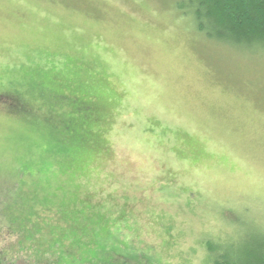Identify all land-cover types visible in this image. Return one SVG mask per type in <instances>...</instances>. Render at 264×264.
Masks as SVG:
<instances>
[{"label": "rangeland", "instance_id": "1", "mask_svg": "<svg viewBox=\"0 0 264 264\" xmlns=\"http://www.w3.org/2000/svg\"><path fill=\"white\" fill-rule=\"evenodd\" d=\"M184 1L0 0V264H213L264 247V51L209 39ZM34 69L58 73L48 91L98 100L69 158L27 121L67 119L68 101L22 93L13 111L11 83Z\"/></svg>", "mask_w": 264, "mask_h": 264}, {"label": "trees", "instance_id": "2", "mask_svg": "<svg viewBox=\"0 0 264 264\" xmlns=\"http://www.w3.org/2000/svg\"><path fill=\"white\" fill-rule=\"evenodd\" d=\"M178 6L182 12L191 14L197 29L209 39L250 52L264 51V0H185L178 3ZM73 66L71 63L70 67ZM55 71L43 72L34 69L33 73L37 77H31L29 74L27 86L18 80L11 83L9 98L15 108L13 111L23 116L26 115V105L22 93L38 94L39 98L52 96L61 102L68 101L71 115L67 119L55 122L48 116L44 118L45 123L41 122L40 125L32 123L34 120L29 117L27 121L38 127L41 134L48 139V151L51 155L59 154L62 158H69L73 151L81 149L87 143L77 130L87 129L89 123L96 119L98 100H86L76 92L59 95L52 90L48 91L45 85L50 82L48 79L56 78L58 73ZM63 133L69 137H65ZM213 264H264V247L259 246L244 257H231L225 251L224 254L217 255Z\"/></svg>", "mask_w": 264, "mask_h": 264}, {"label": "snow or ice", "instance_id": "3", "mask_svg": "<svg viewBox=\"0 0 264 264\" xmlns=\"http://www.w3.org/2000/svg\"><path fill=\"white\" fill-rule=\"evenodd\" d=\"M0 103H4V101H0Z\"/></svg>", "mask_w": 264, "mask_h": 264}]
</instances>
